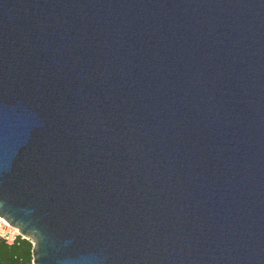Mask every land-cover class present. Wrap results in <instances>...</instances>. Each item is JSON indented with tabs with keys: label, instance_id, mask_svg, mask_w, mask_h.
Instances as JSON below:
<instances>
[{
	"label": "water",
	"instance_id": "water-1",
	"mask_svg": "<svg viewBox=\"0 0 264 264\" xmlns=\"http://www.w3.org/2000/svg\"><path fill=\"white\" fill-rule=\"evenodd\" d=\"M0 216L33 264H264V0H0Z\"/></svg>",
	"mask_w": 264,
	"mask_h": 264
},
{
	"label": "trees",
	"instance_id": "trees-1",
	"mask_svg": "<svg viewBox=\"0 0 264 264\" xmlns=\"http://www.w3.org/2000/svg\"><path fill=\"white\" fill-rule=\"evenodd\" d=\"M32 241L19 236L14 243L0 237V264H33Z\"/></svg>",
	"mask_w": 264,
	"mask_h": 264
},
{
	"label": "built area",
	"instance_id": "built-area-1",
	"mask_svg": "<svg viewBox=\"0 0 264 264\" xmlns=\"http://www.w3.org/2000/svg\"><path fill=\"white\" fill-rule=\"evenodd\" d=\"M19 236L25 237L17 227L9 223L3 216H0V237L11 244L14 243Z\"/></svg>",
	"mask_w": 264,
	"mask_h": 264
},
{
	"label": "rangeland",
	"instance_id": "rangeland-1",
	"mask_svg": "<svg viewBox=\"0 0 264 264\" xmlns=\"http://www.w3.org/2000/svg\"><path fill=\"white\" fill-rule=\"evenodd\" d=\"M32 241V240H31Z\"/></svg>",
	"mask_w": 264,
	"mask_h": 264
}]
</instances>
